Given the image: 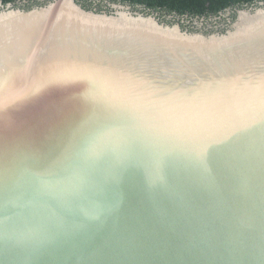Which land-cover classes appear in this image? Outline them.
Masks as SVG:
<instances>
[{"label":"water","instance_id":"95a60500","mask_svg":"<svg viewBox=\"0 0 264 264\" xmlns=\"http://www.w3.org/2000/svg\"><path fill=\"white\" fill-rule=\"evenodd\" d=\"M114 7L0 2V264H264V5Z\"/></svg>","mask_w":264,"mask_h":264},{"label":"trees","instance_id":"16d2710c","mask_svg":"<svg viewBox=\"0 0 264 264\" xmlns=\"http://www.w3.org/2000/svg\"><path fill=\"white\" fill-rule=\"evenodd\" d=\"M53 0H0L3 5L12 4L16 8L30 10L40 7ZM110 4L105 8L98 0H77L88 10L98 12H113L115 5L131 6L133 11L146 15H155L163 23L181 24L191 32L200 31L197 23L201 21L218 20L219 24L210 29L204 28L207 33L225 30L222 27L229 23V19L237 18V10L256 8L264 5V0H106ZM102 3V2H101ZM108 9V10H106ZM210 26V25H207Z\"/></svg>","mask_w":264,"mask_h":264},{"label":"rangeland","instance_id":"374dc122","mask_svg":"<svg viewBox=\"0 0 264 264\" xmlns=\"http://www.w3.org/2000/svg\"><path fill=\"white\" fill-rule=\"evenodd\" d=\"M99 3L97 4H103V6L106 8L110 3L106 0H98ZM102 2V3H101ZM115 8V7H113ZM116 9V8H115ZM108 10V9H106ZM219 24L218 20H210V21H201V22H198L197 24V27H200V28H206V29H210V27H215ZM207 25H210V26H207Z\"/></svg>","mask_w":264,"mask_h":264},{"label":"flooded vegetation","instance_id":"af4514ba","mask_svg":"<svg viewBox=\"0 0 264 264\" xmlns=\"http://www.w3.org/2000/svg\"><path fill=\"white\" fill-rule=\"evenodd\" d=\"M112 10H113V12L115 11V8H112ZM111 13H112V11H111Z\"/></svg>","mask_w":264,"mask_h":264}]
</instances>
